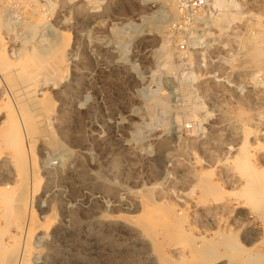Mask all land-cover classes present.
Returning a JSON list of instances; mask_svg holds the SVG:
<instances>
[{
  "label": "rangeland",
  "instance_id": "374dc122",
  "mask_svg": "<svg viewBox=\"0 0 264 264\" xmlns=\"http://www.w3.org/2000/svg\"><path fill=\"white\" fill-rule=\"evenodd\" d=\"M51 1L0 0V52L15 61L0 62V264H264V200L232 157L247 141L264 166V0H237L251 18L202 53L178 0ZM5 9L50 30L18 39ZM63 37L54 56L38 51ZM14 109L31 116L6 122ZM210 170L218 199L196 186Z\"/></svg>",
  "mask_w": 264,
  "mask_h": 264
},
{
  "label": "bare ground",
  "instance_id": "6f19581e",
  "mask_svg": "<svg viewBox=\"0 0 264 264\" xmlns=\"http://www.w3.org/2000/svg\"><path fill=\"white\" fill-rule=\"evenodd\" d=\"M179 1V0H178ZM26 2V1H25ZM47 5L49 6H52V8L54 7L53 6V2L51 0H47ZM8 9V8H7ZM5 9V10H7ZM48 9L51 11L52 9L51 8H47L46 11H48ZM181 11V10H180ZM50 13V12H49ZM5 19H4V22H2L3 26H10V29L12 30V33L15 37H17L18 39L21 38L23 35H25V40H27L28 42L27 43H30L32 42L33 38L35 39V37H37L36 39L38 38H41V39H44V37H46L48 31L50 30L49 26V21L45 20V21H40L41 20V16L36 18V20H34L33 22V25L31 23V25H29L28 22L25 23V25H29V26H26L23 25L22 27H19V24H20V21L21 20H14L12 18V11L10 10H7V13L5 12ZM39 15V13H38ZM249 15H252V14H246L243 10H242V5L239 1L237 0H214L213 4H212V7L210 9V11L207 13L206 16H203V17H199L197 18L194 22V24H196L197 28L199 29V31L201 32H198V34L194 35L191 37V39L189 40V46L191 48H189L190 50H193V51H196V52H200L202 53L203 51L207 50L208 47L213 44L214 42H218V43H223V44H231L232 43V39H231V36L234 35L233 32H231V28L233 26V24L235 23L236 20H240L241 18L243 17H246V16H249ZM258 19H263L262 16H260V14H256ZM14 16V15H13ZM44 17V15H43ZM250 17V16H249ZM20 18V17H19ZM251 18V17H250ZM256 18V17H254ZM14 20V21H13ZM44 20V19H43ZM187 20V19H186ZM260 22H263V21H260ZM22 23H24L22 21ZM28 23V24H27ZM186 23L189 24V21L187 20ZM191 23V22H190ZM261 24V23H260ZM259 26V25H258ZM201 27V29H200ZM261 27V26H260ZM262 28H264L262 26ZM16 29V30H15ZM52 31V30H51ZM55 35V34H54ZM65 35V34H64ZM63 35V36H64ZM56 36V35H55ZM66 36V35H65ZM49 37V36H48ZM54 37V36H53ZM15 39V38H14ZM46 39V38H45ZM48 40V39H47ZM67 38L66 37H63L61 39H58V38H53V39H50V42L48 44V42H46L47 44H43L45 45L44 47H41L43 45H40L38 51L42 52L43 55L45 57H49L55 53H57V51L61 48L62 45H64V43L66 42ZM69 40V38H68ZM2 41V40H1ZM34 41V40H33ZM36 41V40H35ZM42 41V40H41ZM39 41V42H41ZM45 41V40H44ZM237 42L241 45V44H245V40L244 39H239L237 40ZM1 43V42H0ZM3 43V42H2ZM26 43V41H25ZM26 43V44H27ZM36 43V42H35ZM217 43V44H218ZM40 44V43H39ZM222 44V45H223ZM258 46V45H257ZM5 48V47H4ZM33 48V46H32ZM249 48V47H248ZM251 48V47H250ZM30 50V49H29ZM260 50V49H259ZM258 50V51H259ZM1 51V50H0ZM249 52H251L250 50H247ZM257 53V51L255 52ZM263 53V52H262ZM28 53H26L27 55ZM40 54V53H39ZM251 54V53H249ZM191 55V54H190ZM248 55V54H247ZM257 55V54H255ZM54 56V55H53ZM251 56V55H250ZM253 56V55H252ZM260 56V55H259ZM247 57V56H246ZM55 58H56V55H55ZM58 58V57H57ZM254 58V57H253ZM252 58V60H253ZM8 59H10L12 62L14 61L13 59H11V55L8 54V58H5L4 55L2 54V52H0V62H5L8 61ZM258 59V58H257ZM9 60V61H10ZM19 60V59H18ZM30 60V59H29ZM42 60V59H41ZM250 58L247 59V61H249ZM258 61V60H257ZM256 61V62H257ZM15 62V61H14ZM57 63V62H56ZM1 66V65H0ZM11 67V66H10ZM169 69L170 70H174L175 69V66L174 64H170L169 66ZM46 70V69H45ZM196 70L195 69H192L189 74H184L183 72H181L180 74L183 76H185L186 78L184 79L185 83H187L189 86V84H191V79L193 78H196L197 77V74H196ZM189 75V76H188ZM260 75H256L255 76V84L257 83L258 85H264V79L263 78H260L259 77ZM2 79V78H1ZM7 86V85H6ZM5 86V87H6ZM233 87V86H232ZM238 87V86H237ZM11 89V88H10ZM242 90V89H241ZM240 90V91H241ZM8 93V91H7ZM27 93V92H26ZM9 94V93H8ZM7 94V95H8ZM10 97V94L8 95ZM21 96V95H20ZM23 98V97H22ZM36 98V97H35ZM11 99V98H10ZM28 100V99H27ZM13 101V100H12ZM33 102V101H32ZM17 103V102H16ZM35 104V103H34ZM22 107V106H21ZM198 109V107H196ZM195 108V109H196ZM208 115V114H207ZM30 113H26L25 115L22 113V111L18 110L17 109H14L11 113H8V115H6V122H10V123H13V122H16L17 119L19 120H22L26 117L27 119L30 118ZM24 117V118H23ZM36 117V116H35ZM207 119V118H206ZM203 120V119H202ZM24 122V121H23ZM24 124V123H23ZM196 125V124H195ZM8 130L10 131L11 130V127L8 128ZM245 130H248V128H245ZM21 131H24V134L25 137L27 136V132L26 130H21ZM246 132V131H245ZM12 133V132H11ZM249 133V132H248ZM22 135V136H23ZM10 142L12 144V147L14 148H19V147H23V142L22 140H20V138L16 137L15 135L10 138ZM247 139V137H246ZM244 142V141H243ZM247 141H245V144L243 143V145H241V147H239L236 151V154L234 156H232L234 159V164L236 166V168L239 170V172H241V174H243V179H245L246 181H248L249 183V195L248 197L250 198H257V199H261L262 201L264 200V166L263 168H259V167H256L253 165V161L255 160L256 158V154H252L249 152V148L246 144ZM25 145V144H24ZM25 147V146H24ZM23 147V148H24ZM27 150V149H26ZM31 150V149H30ZM28 154V153H27ZM24 157V156H23ZM24 161V160H23ZM198 163V162H197ZM263 163V162H262ZM24 166V165H23ZM259 166V165H258ZM262 167V166H261ZM213 170V169H212ZM236 171V170H235ZM238 172V171H237ZM21 174L24 175L25 174V168L23 167L22 170H21ZM240 174V173H239ZM212 175H213V171H208V172H204L203 173V176L201 178L198 179L197 181V184L196 186L200 189L201 193H202V196L204 198H208L209 195H213L215 197H217V199L221 196L220 194L223 192V188L221 187H218V183L216 181H212ZM221 177V176H220ZM24 178V177H23ZM242 180V179H241ZM27 183V182H26ZM242 183V182H241ZM244 183V182H243ZM22 184V183H21ZM33 184V183H32ZM246 184V183H244ZM243 184V185H244ZM220 185V184H219ZM26 186V185H25ZM238 186V185H237ZM246 186V185H245ZM32 187V186H31ZM242 187V186H240ZM234 189V188H233ZM232 190V189H231ZM246 190V189H245ZM32 191V190H31ZM195 191V190H194ZM235 190L231 191V193H234ZM237 191V190H236ZM241 191V189H240ZM224 193H229L228 191L227 192H224ZM32 194V193H31ZM238 194V193H237ZM236 194V195H237ZM28 195V194H27ZM230 195H233L235 196V194H230ZM237 197V196H236ZM241 198V197H240ZM243 198V197H242ZM248 198V199H249ZM17 199V198H16ZM216 199V200H217ZM236 199V198H234ZM18 200H20L18 198ZM27 200V199H26ZM215 200V199H213ZM244 200H245V197H244ZM253 200V199H252ZM250 200V201H252ZM14 202L12 203V201L10 200H7L5 201V205H6V209H7V212H14L16 214H18L19 216L20 215H24V211H25V207L18 203L17 201L15 202V200H13ZM234 201V200H233ZM247 201V200H246ZM245 201V202H246ZM255 202H257L256 200H254ZM22 202V201H21ZM24 202V200H23ZM22 202V203H23ZM249 203V202H248ZM257 205V203H255ZM262 204V203H260ZM264 204V203H263ZM150 205V204H149ZM154 205V204H153ZM259 205V204H258ZM26 206V204H25ZM145 206V205H144ZM171 207V206H170ZM29 210H30V220L29 222L31 221L32 222V226L31 228H34L35 225H36V221H35V213L34 211L32 210V204H29ZM179 213V212H178ZM183 214V213H182ZM262 214V213H261ZM183 216V215H182ZM145 220V222L143 221V223L145 224H149V226H151L153 232H155L156 230V210L151 212L148 210V208L144 209L143 210V213H142V216ZM175 217V216H172V218ZM262 217L264 219V210H263V214H262ZM178 218V217H177ZM183 218V217H182ZM169 220V218H168ZM170 221V220H169ZM170 223V222H169ZM29 224V225H30ZM173 224V222H172ZM28 225V226H29ZM37 226V225H36ZM162 226V225H161ZM30 227V226H29ZM148 227V226H147ZM146 227V228H147ZM30 228V229H31ZM36 228V227H35ZM164 230V229H163ZM150 231V230H149ZM28 232V231H27ZM168 232H172L171 230H168ZM150 234V233H149ZM152 234H156V233H152ZM151 236V235H149ZM153 237V236H152ZM191 237V236H190ZM28 240V238L26 239V241ZM204 241V240H203ZM28 242V241H27ZM190 242V241H189ZM192 242V241H191ZM206 244V242L204 243ZM202 244L200 246V248H203L204 251H207V244L204 245ZM192 245V244H191ZM231 245V244H230ZM25 246V245H24ZM165 246V245H164ZM212 246V245H211ZM218 246V245H217ZM27 248V247H26ZM194 248V247H193ZM234 248V247H233ZM231 248V249H233ZM197 248H195V251ZM239 249V248H238ZM29 250V249H28ZM22 251V250H21ZM24 252V251H22ZM197 252L200 253V251L198 250ZM21 254V253H20ZM24 254H27V253H24ZM17 255V254H16ZM15 255V256H16ZM29 255V254H28ZM203 255V254H202ZM22 257V256H21ZM27 257V256H25ZM20 258V257H19ZM24 258V256H23ZM22 259V258H21ZM20 259V260H21ZM26 259V258H25ZM263 260V259H262ZM24 261V259H23ZM28 261V260H27ZM27 261L25 260V264H28ZM1 263V262H0ZM19 264H24L23 262L22 263H19Z\"/></svg>",
  "mask_w": 264,
  "mask_h": 264
},
{
  "label": "built area",
  "instance_id": "2783aa9c",
  "mask_svg": "<svg viewBox=\"0 0 264 264\" xmlns=\"http://www.w3.org/2000/svg\"><path fill=\"white\" fill-rule=\"evenodd\" d=\"M213 2L214 0H179V5L184 18L189 21V25L195 27L194 21L199 17L206 16Z\"/></svg>",
  "mask_w": 264,
  "mask_h": 264
}]
</instances>
